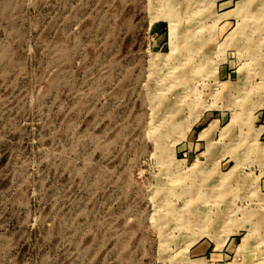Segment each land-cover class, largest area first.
Segmentation results:
<instances>
[{
    "label": "rangeland",
    "instance_id": "obj_1",
    "mask_svg": "<svg viewBox=\"0 0 264 264\" xmlns=\"http://www.w3.org/2000/svg\"><path fill=\"white\" fill-rule=\"evenodd\" d=\"M0 264H264V0H0Z\"/></svg>",
    "mask_w": 264,
    "mask_h": 264
},
{
    "label": "bare ground",
    "instance_id": "obj_2",
    "mask_svg": "<svg viewBox=\"0 0 264 264\" xmlns=\"http://www.w3.org/2000/svg\"><path fill=\"white\" fill-rule=\"evenodd\" d=\"M207 133H208V132H207ZM158 137H159V136H158ZM156 141H157V140H156ZM199 220H200V219H199ZM186 221H187V220H186ZM190 223H191V222H189V224H190ZM246 241H247V238H244V239H243V244H244V245L246 244ZM242 246H243V245H242ZM242 246H241V247H242Z\"/></svg>",
    "mask_w": 264,
    "mask_h": 264
}]
</instances>
